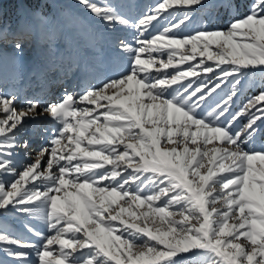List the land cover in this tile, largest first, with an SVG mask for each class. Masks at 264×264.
<instances>
[{"label":"snow or ice","instance_id":"snow-or-ice-1","mask_svg":"<svg viewBox=\"0 0 264 264\" xmlns=\"http://www.w3.org/2000/svg\"><path fill=\"white\" fill-rule=\"evenodd\" d=\"M4 2L0 43L17 53L43 38L47 60L79 69L102 51L97 24L131 39L117 38L123 65L89 62L93 82L78 92L0 91V215L47 229L25 223L29 241L0 224V253L12 264H264V0L244 14L236 0H153L135 15L77 0L85 12L52 17L10 0L14 25ZM218 7L231 16L212 26ZM246 88L257 94L234 110ZM44 117L54 126L32 153L24 133Z\"/></svg>","mask_w":264,"mask_h":264},{"label":"rangeland","instance_id":"rangeland-1","mask_svg":"<svg viewBox=\"0 0 264 264\" xmlns=\"http://www.w3.org/2000/svg\"><path fill=\"white\" fill-rule=\"evenodd\" d=\"M236 1H237V4L239 5V12L241 14L246 13L247 12L246 6L251 2V0H244L243 1L244 2V7H243L244 9H242V11H240V9L242 8L241 7V1L242 0L241 1L236 0ZM97 2L102 3L103 0H97ZM117 2H124V3L132 4L133 7L125 8L124 11L129 13L130 15H135L137 12H139L141 9H143L144 5L152 3L153 0H117ZM206 2L209 4L220 5L223 2V0H206ZM7 5H10L9 1L4 2V7H6ZM137 5H139V7H137ZM12 7H13V5H12ZM44 7L45 8H42V9L38 8V10L46 13L49 17L57 16L62 11H65V10H70L71 12L76 13V14H80V13L86 11L85 9L82 8V6H80L78 4L77 0H48V4H46V6H44ZM214 12H215V14L212 16L211 20L209 21L210 25L222 26V25H225L229 21L231 13L229 11H227L224 7H218L214 10ZM169 19H171V17ZM15 20H16V17H15V8H14V13L10 17V23H12L14 25ZM3 21L8 22L9 19H6V18L4 19V17H3ZM99 25H102V24H99ZM120 30L121 31L125 30L128 32V30L122 28L121 26H116L115 30L109 34H108V32H105L107 34V38H105V39L108 40V42H110L112 44V47L114 45V42L116 41L115 40L116 36H117L116 32L120 31ZM129 35L130 34L126 35V38L130 40L131 36H129ZM98 39L100 41V44L102 45V51L101 50H97V51L88 50L85 53V60L83 62L84 64H83V68H82V72H84L83 75L85 74L86 69L90 68L89 62L95 63L96 66H98V67H106L109 64H115V63H119V64L123 65L124 62L126 61V56L122 57L121 54L116 51L117 48L111 50V49H108L105 47L104 44L106 42L103 43V38H102L101 34L99 35ZM39 51L40 52L43 51V53L45 55L46 42L43 38L40 39L39 41H34V39H32L31 42H30V40L28 42H26L25 46H23V51L21 53H17L14 50V48L12 46L11 39L7 43H0V88L2 85H4L3 92L9 93V94L14 93L23 100L24 94H27L28 98L31 95L35 94V93H26L24 91H29L30 89H34V90H38V91L41 90L42 85H37V84L31 85V84H29L27 87L23 88V82L20 81L19 83L18 82L15 83L14 82L15 80L12 79L16 76V73H17L16 70H17L18 66L22 68L25 65V67L21 70H18V72H25V73L27 72V74L29 73V69H30L31 64L37 63V53ZM45 63L49 64L48 62H45ZM60 63L61 62L59 61L58 64H59L60 69H62V66H64V69L68 66L66 59L63 63H61V64ZM73 66H74V64L71 67H73ZM87 72H88V69H87ZM53 76L55 77V73L53 74ZM83 77H85L84 78V86H85V84L88 85L89 83L93 82L91 75L88 76L85 74ZM7 86L10 87L9 91H5V88ZM11 88H14L13 91L11 90ZM78 91H80V90H77L76 92H78ZM257 91H258V88H246V89L242 90L239 93V96L236 99L235 104L233 105L234 110L236 108L242 106L243 103L246 102V100L250 96L257 94ZM43 92H46V91L43 90ZM53 92H54V90H53ZM68 92H75V89L74 88L70 89ZM60 95L61 94L57 95L55 93L54 98H58ZM241 123H243V121ZM53 126H54L53 121L50 118H45L43 121H41V124H40V127H43V130L48 132L47 135L51 132ZM44 131H42V133L46 134V132H44ZM38 135H36L35 137H38ZM42 137H44V136H42ZM46 137H45V139H46ZM46 142L44 141V142L39 143V145L37 147L32 146L33 148L31 150H33L35 153V151L38 148H40L41 146H43V144H45ZM261 146H264V139L263 138L260 139V137L258 136L257 140H256V147H257V149H259ZM21 156L22 155L14 158L18 168L21 167L26 162L24 160V163H20V160L22 159ZM0 216H1L0 217V224H2L4 229L6 228L7 224L13 225V223L19 224L22 226L23 229H25L24 224L29 223L35 229L42 231V232H46V228H45L44 224L41 221L36 220L35 218H25V217H21L19 215H15L11 212L4 214V215H0ZM9 216L12 218H10L11 221H8V223H7V221H5L2 217L7 218V220H8ZM12 230L14 231L13 227H9L7 229V231L10 234L14 235V233L11 232ZM25 232H27V231L25 230ZM27 233H29V232H27ZM29 234L32 235L31 233H29ZM36 240H37V237H35L34 241H36ZM32 256H34V259L32 258ZM32 256H31L32 263L35 261L33 264H36V257L34 254H32ZM5 257L2 253H0V260H3L4 264H12L11 260H9V258L7 259Z\"/></svg>","mask_w":264,"mask_h":264},{"label":"bare ground","instance_id":"bare-ground-1","mask_svg":"<svg viewBox=\"0 0 264 264\" xmlns=\"http://www.w3.org/2000/svg\"><path fill=\"white\" fill-rule=\"evenodd\" d=\"M43 90H45V88ZM45 91L46 92H43L42 90L40 92H34L35 94L31 95L29 98H38L41 100H47V99H52L54 97L55 94H53L52 92H49L47 90H45ZM20 100H22V99L20 98ZM40 120H43V119H40ZM42 136H43V134L41 133V135H38V137H33V139H29L31 141L32 146L37 147L39 145V143H41L42 140H45V136L44 137H42ZM32 148L33 147H31V149ZM31 149H30V152L34 153V151ZM11 232L15 233V231H13V230Z\"/></svg>","mask_w":264,"mask_h":264},{"label":"trees","instance_id":"trees-1","mask_svg":"<svg viewBox=\"0 0 264 264\" xmlns=\"http://www.w3.org/2000/svg\"><path fill=\"white\" fill-rule=\"evenodd\" d=\"M7 1L10 2V0H5V2H7ZM243 1L244 0L241 1V6H242V8L240 9L241 11H242V9H244L243 8V6H244V2ZM46 3H47V0H34V3L31 6L41 7V9H42V6H44V4H46ZM236 3H237V1H236ZM6 7L8 8V14H10L13 11L12 3L10 2V5H7ZM259 137H260V139H262V138L264 139V134H262Z\"/></svg>","mask_w":264,"mask_h":264}]
</instances>
